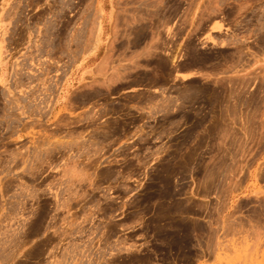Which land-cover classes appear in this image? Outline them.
Segmentation results:
<instances>
[{
  "label": "rangeland",
  "instance_id": "1",
  "mask_svg": "<svg viewBox=\"0 0 264 264\" xmlns=\"http://www.w3.org/2000/svg\"><path fill=\"white\" fill-rule=\"evenodd\" d=\"M142 2L0 0V264H264V0Z\"/></svg>",
  "mask_w": 264,
  "mask_h": 264
},
{
  "label": "crops",
  "instance_id": "2",
  "mask_svg": "<svg viewBox=\"0 0 264 264\" xmlns=\"http://www.w3.org/2000/svg\"><path fill=\"white\" fill-rule=\"evenodd\" d=\"M100 3H101V1H100ZM102 5H103L104 13H102L101 11L100 12L103 15V17L105 18L106 9L104 7V4H102ZM100 33L99 34L101 35V40H103V37L102 36H104L105 33L103 32L102 24L100 25ZM101 40L99 41L100 43H101ZM179 72L184 73L183 75H186L187 76L186 78L188 80H192V79H195V78H203V77H206L207 76V73H208L205 70H200V69L193 68V67L192 68L191 67H184V68L180 69ZM190 73H192L194 75H192Z\"/></svg>",
  "mask_w": 264,
  "mask_h": 264
},
{
  "label": "flooded vegetation",
  "instance_id": "3",
  "mask_svg": "<svg viewBox=\"0 0 264 264\" xmlns=\"http://www.w3.org/2000/svg\"><path fill=\"white\" fill-rule=\"evenodd\" d=\"M251 3L252 4H254V6L255 5H257V4H259L260 3V0H251ZM255 10V9H254ZM243 25H245L244 23H243ZM135 239H140L139 238V236H136L135 237ZM144 255L146 254V253H143ZM104 264H147V262H138V260H134V259H131V258H127V259H117V257L116 258H114V259H112L110 262H107V263H104ZM158 264H164V263H158Z\"/></svg>",
  "mask_w": 264,
  "mask_h": 264
},
{
  "label": "bare ground",
  "instance_id": "4",
  "mask_svg": "<svg viewBox=\"0 0 264 264\" xmlns=\"http://www.w3.org/2000/svg\"><path fill=\"white\" fill-rule=\"evenodd\" d=\"M119 1H120V3H121L122 0H119ZM124 2H125V1H124ZM132 2H133V1H132ZM135 2H136V1H135ZM141 3L144 4L145 2H142V0H141ZM127 4H128V2H127ZM127 4H126V5H127ZM130 4H132V3H130ZM135 4H139L138 1H137V3H135ZM145 4H146V3H145ZM123 5H125V4L123 3ZM128 5H129V4H128ZM139 5H140V4H139ZM125 7H126V6H125ZM152 7H154V6H152ZM155 7H156V6H155ZM147 8H148V7H147ZM141 9H142V8H141ZM127 10H128V9H127ZM127 10H126V11H127ZM123 12H124V11H123ZM123 12H122V13H123ZM84 14H85V13H84ZM133 14H134V13H133ZM117 19H118V18H117ZM101 30H102V29H101ZM249 38H250V37H249ZM246 48H247V47H246ZM243 51H244V50H243ZM254 52H255V51H254ZM248 63H249V62H248ZM186 77H187L186 75L183 76V78H186ZM40 139H41V138H40ZM46 141H47V140H46ZM46 144H47V142H46ZM52 145H53V144H52ZM63 146H64V145H63ZM65 146H66V145H65ZM68 147H69V144H68ZM44 150H45V149H44ZM49 150H50V149H48V151L46 150L45 152H46V153H47V152H48V153H51L50 151H52V148H51L50 151H49ZM57 151H59V150H57ZM78 151H79V150H78ZM45 152H44V153H45ZM54 152H55V151H54ZM67 153H68V152H67ZM48 155H49V154H48ZM74 156H75V155H74ZM69 157H70V156H69ZM68 160H69V159H68ZM76 160H77V159H76ZM31 161H32V160H31ZM46 161H48V160H46ZM49 162H50V161H49ZM49 164H50V163H49ZM73 167H74V166H73ZM63 169H64V168H63ZM71 169H72V168H71ZM73 169H74V168H73ZM73 169H72V170H73ZM74 173H75V172H74ZM74 173H73V174H74ZM77 173H78V172H77ZM61 174H62V173H61ZM76 175H77V174H76ZM81 175H82V174H81ZM68 176H69V175H68ZM75 177H76V176H75ZM72 178H73V177H72ZM68 179H69V178H68ZM70 179H71V178H70ZM75 180H76V179H75ZM68 181H69V180H68ZM77 181H79L78 178H77ZM77 181H76V182H77ZM81 181H82V177H81ZM47 182H48V181H47ZM69 182H70V184L72 183V181H69ZM89 182H90V181H89ZM86 184H87V183H86ZM71 185H72V184H71ZM72 186H74V185H72ZM75 190H76V189H75ZM35 193H36V192H35ZM58 196H59V195H58ZM58 196H57V197H58ZM32 197H33V196H32ZM56 207H57V206H56ZM56 216H57V215H56ZM52 217H53V216H52ZM41 221H42V220H41ZM75 223H76V222H75ZM54 245H55V244H54ZM36 256H37V255H36Z\"/></svg>",
  "mask_w": 264,
  "mask_h": 264
}]
</instances>
